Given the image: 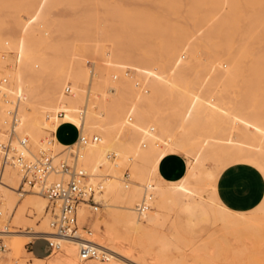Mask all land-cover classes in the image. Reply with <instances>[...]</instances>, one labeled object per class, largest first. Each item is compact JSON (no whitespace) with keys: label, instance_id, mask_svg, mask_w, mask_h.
<instances>
[{"label":"bare ground","instance_id":"6f19581e","mask_svg":"<svg viewBox=\"0 0 264 264\" xmlns=\"http://www.w3.org/2000/svg\"><path fill=\"white\" fill-rule=\"evenodd\" d=\"M146 1L161 12L137 5ZM181 13L183 25L171 19ZM64 124L78 132L71 143L55 135ZM0 145L8 147L0 148V162L8 159L0 236L28 226L29 212L43 219L30 237L59 244L47 263L34 264H79L80 242L54 235L38 184L17 193L19 156L32 165L49 155L55 168L65 162L85 173L105 210L81 204L79 235L88 223L90 239L107 251L104 262L85 264H194L192 244L168 226L192 201L213 215L205 237L263 235L264 198L232 211L214 181L239 162L264 177V0H0ZM169 153L186 161L176 181L157 170ZM64 177L54 170L46 181ZM117 230L145 240L126 242ZM8 249L0 264L20 252Z\"/></svg>","mask_w":264,"mask_h":264},{"label":"rangeland","instance_id":"374dc122","mask_svg":"<svg viewBox=\"0 0 264 264\" xmlns=\"http://www.w3.org/2000/svg\"><path fill=\"white\" fill-rule=\"evenodd\" d=\"M128 2V3H127ZM127 5L129 6H134V4L131 1H127ZM153 4V3H152ZM152 4L149 1L146 2H139L137 5L139 7H145V9L151 8L149 10L150 12H159L160 9L155 5L153 6L155 9H153ZM184 10L182 9L181 12ZM161 12V11H160ZM179 16H172L171 19L176 21L179 24H185L184 16L182 15ZM64 125H69V124H64ZM72 128H74L72 125H69ZM75 129V128H74ZM76 130V129H75ZM77 131V130H76ZM78 133V132H77ZM73 132L69 131V129L66 126H61L58 128L56 136L58 140L60 141H70L72 138ZM18 196V195H17ZM19 197V196H18ZM190 208L185 211H179L175 215H173L172 220H168V226L174 225L176 228V231L182 235L183 237H180L182 240H184L186 243L192 244V247L186 250V254H188L189 258L195 262L194 264H264V238L263 235L260 234H255L253 237H241L240 234L238 236L240 237H232L227 234L226 237H198L194 233V229L196 226H198L201 223H204V214L201 209L197 208V203L195 201L190 202ZM105 210L104 208L101 207L100 211L98 213L102 212ZM49 214V212L47 211ZM26 215L28 216V220H30V224L24 228L22 227H11V229L17 230V233H14L13 235L10 236H3L1 235L2 243L4 245V249L0 251V258L3 259V262L8 261L9 255L8 253L11 252L8 247L10 246V243L13 245H16L20 252L17 255L13 256V261L12 264H29L35 262L33 259L32 255L27 254L26 250V244L34 239V237H30V234L27 233L32 230L33 228L37 229L39 225H41L42 222V217L40 218L36 214H32L27 212ZM174 220V221H173ZM85 224L88 223H83L81 227ZM89 225V224H88ZM213 225V224H212ZM212 228V227H211ZM117 235L122 236L120 237L122 240L129 242V243H134V244H140L145 240L142 236L134 235V234H125L122 233L121 231L117 230ZM260 235V236H258ZM262 236V238H261ZM91 237V236H90ZM262 241H259L260 238ZM45 238V237H43ZM250 238L251 240H249ZM253 238H255L253 240ZM214 244L218 245L220 248L219 249H210V250H202L201 248H197L198 245H204V244ZM7 245V246H6ZM262 245V246H261ZM47 246V243L45 241H39L35 248L37 250H44ZM217 247V246H216ZM223 247V248H222ZM263 248V249H262ZM172 254H174L172 252ZM50 255V254H49ZM48 255V256H49ZM177 254L175 253V256ZM47 256V257H48ZM178 256V255H177ZM45 257L44 259H46ZM53 255L51 256V258ZM50 258V259H51ZM113 258V257H111ZM49 259V260H50ZM106 259V258H105ZM104 260H101L99 258L97 259H92L94 261L98 262H104ZM115 258H113L114 260ZM49 260L45 261L47 263ZM89 261V260H87ZM116 262L122 263L118 259H115ZM86 261H80L79 264H85Z\"/></svg>","mask_w":264,"mask_h":264},{"label":"built area","instance_id":"2783aa9c","mask_svg":"<svg viewBox=\"0 0 264 264\" xmlns=\"http://www.w3.org/2000/svg\"><path fill=\"white\" fill-rule=\"evenodd\" d=\"M25 139H22V143ZM0 148L6 152L8 147L0 145ZM17 163L21 168V181L17 188V193L22 196L28 190L24 185L34 187L36 184L40 187V192L47 199V211L50 216V227L54 235L67 237L78 240L80 242L78 248V257L80 261L92 259L104 260L107 257V251L100 249L91 239V229L88 224L82 226L85 236L79 235L77 225V212L81 204H87L92 213L100 211L102 205L100 201L95 199L92 189L87 188L84 182L86 177L82 170L75 168L68 163H61L59 168L52 165V160L49 155L42 154L40 158L28 165L21 156L17 157ZM8 162L7 155L4 154L0 162V184H2V172L4 165ZM55 170L56 173L62 174L65 177L54 180L50 183L46 181L49 173ZM145 207L138 210L141 212ZM49 246V254L54 250L59 249L58 243H53L50 238H43ZM4 249L2 239L0 237V251Z\"/></svg>","mask_w":264,"mask_h":264},{"label":"crops","instance_id":"0c3cea01","mask_svg":"<svg viewBox=\"0 0 264 264\" xmlns=\"http://www.w3.org/2000/svg\"><path fill=\"white\" fill-rule=\"evenodd\" d=\"M63 126H66L69 131L73 132L70 141H62L63 143H70L77 139L78 133L74 128L69 125ZM56 133L57 132H55V135ZM157 170L163 179L172 181L179 180L186 172L185 158L179 153H169L158 165ZM214 193L220 203L226 208L232 211L246 212L256 207L263 200L264 177L252 164L250 165L249 163L243 162L233 163L226 166L217 175L214 181ZM189 203L180 207L177 212L188 210L190 208ZM196 203L197 208L201 209L204 214L205 222L196 226L194 233L198 237H202L210 231L213 224V215L205 205L198 202ZM39 241L46 242L43 237H36L26 244L27 254L32 255L34 260L47 261L51 258L52 253L49 255V246L47 242V246L44 250H37L35 246ZM45 257L47 258L44 259Z\"/></svg>","mask_w":264,"mask_h":264},{"label":"trees","instance_id":"16d2710c","mask_svg":"<svg viewBox=\"0 0 264 264\" xmlns=\"http://www.w3.org/2000/svg\"><path fill=\"white\" fill-rule=\"evenodd\" d=\"M62 142V141H61ZM71 143V142H70Z\"/></svg>","mask_w":264,"mask_h":264}]
</instances>
